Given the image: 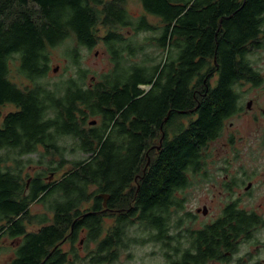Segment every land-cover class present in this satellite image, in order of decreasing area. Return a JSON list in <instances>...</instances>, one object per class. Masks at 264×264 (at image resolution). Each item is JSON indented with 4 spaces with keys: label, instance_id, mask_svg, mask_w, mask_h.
I'll return each instance as SVG.
<instances>
[{
    "label": "trees",
    "instance_id": "obj_1",
    "mask_svg": "<svg viewBox=\"0 0 264 264\" xmlns=\"http://www.w3.org/2000/svg\"><path fill=\"white\" fill-rule=\"evenodd\" d=\"M140 2L142 15L131 13L128 0H0V107H16L4 116L0 111V264L72 263L63 245L75 247L83 232L98 241L91 263L112 262L128 241H137L127 235L135 223L160 239L176 188L204 167L205 149L242 110L237 85L262 83L247 55L264 46V0ZM143 32L149 35L139 39ZM61 45L76 73L40 83ZM98 45L111 67L88 84L82 49ZM92 116L99 125L88 122ZM161 127L167 136L157 150L153 139ZM64 136L76 141L72 153L88 158H66ZM33 153L39 169L31 173L33 159L25 157ZM100 193L109 195L106 207ZM36 203L48 212L34 213ZM116 209L109 227L105 216ZM256 215L228 205L196 234V250H184L171 264L226 258L237 251L229 250L235 240L258 224ZM4 238L15 243L5 258Z\"/></svg>",
    "mask_w": 264,
    "mask_h": 264
},
{
    "label": "rangeland",
    "instance_id": "obj_2",
    "mask_svg": "<svg viewBox=\"0 0 264 264\" xmlns=\"http://www.w3.org/2000/svg\"><path fill=\"white\" fill-rule=\"evenodd\" d=\"M128 9L134 15H142L145 13L140 0H128ZM147 18L153 24H160V19L156 16L148 14ZM146 35H149V33L143 32L138 38L142 39ZM70 42L71 40L68 41V43ZM63 49V45L54 48L51 70L44 78L38 80L40 83L51 85L76 73L77 66L73 64L71 58L63 56ZM81 56V66L89 70L87 78L88 84H91L93 80L96 81L98 75L111 67L110 58L102 45H98L91 51L82 49ZM247 58L252 66L260 72L263 78L262 83L254 85L251 82H241L237 85V90L241 96L240 106L242 110L226 120L221 137L213 141L205 149L204 168L208 173L214 175L221 172H228L231 176L235 177L238 182H240L243 177L246 182L248 178L247 175L252 177V180L256 182V187L253 189L251 196L248 194L246 196H244V194L242 195L240 207L248 210L254 209L264 217V175L261 174L264 172V46L251 50ZM12 68L14 71L15 67L12 66ZM56 68L58 69L56 70ZM216 79L217 75L214 74L210 79V84L214 85ZM17 80L23 81L21 79ZM142 88L148 89L149 86L143 85ZM250 100L252 101V106L248 108V102ZM15 109L16 107L13 104H6L0 107L2 116ZM190 119L191 116H186L182 118L181 121L187 123ZM92 120H96L98 125L101 122L98 116L90 117L88 122ZM1 122L2 117L0 118V124ZM75 142V139L71 136H64L61 138L60 144L66 147V158L69 160L77 159L78 161L88 158L90 154L82 151L72 153L71 149ZM155 144H158V142ZM25 158L33 159V164L31 163V166L26 168L31 173L39 169L36 163L38 153L27 155ZM70 166L71 163H68L55 174L56 176L53 179H59ZM33 169L36 170L34 171ZM194 182L196 181L194 180ZM246 184L247 182L236 187V191L232 193H225V191H221L219 187L201 188L197 186L191 194L187 206L192 211H195L197 207H202L204 204L208 205V215L205 216L201 214L198 217V221L202 224L214 220L220 215L223 209L222 207H224L227 202L237 199V194L245 191L244 188ZM91 190H94V186L89 188V191ZM91 205L92 201L87 202L81 206V210L85 211L89 209ZM32 211L34 213L48 212L46 206L41 203L34 204ZM117 213L116 209L111 211L110 215L105 216V223L109 227L113 226ZM48 214L51 216V213ZM173 214L174 217L177 218L178 213L176 214L173 212ZM36 228L37 226L35 224L29 226V229ZM174 231L175 229H171V233H174ZM151 233L154 234L153 231L145 229L142 224L135 223L129 225L127 235L130 238L137 239V241H128V247H121V249L118 250L119 257L116 260L100 264H169L173 259L178 258L174 250H162L158 240L150 239ZM257 236L262 240L260 248L256 249L255 245L245 243L241 245L237 253L228 255L226 260H216L209 262V264H264V230L260 231ZM142 239L144 241L141 242ZM124 241L126 242L127 239L125 238ZM3 242L7 248L6 250H8L2 255V257L5 258L9 254H12L11 250H14L13 247L15 243L13 239L8 238H4ZM97 245L98 241L90 242L87 240L85 232L80 234V237L75 243V247L68 242L65 243L63 248L68 250L70 252V257L73 258L72 263L68 264H93L91 263L93 257L92 251L97 249Z\"/></svg>",
    "mask_w": 264,
    "mask_h": 264
},
{
    "label": "flooded vegetation",
    "instance_id": "obj_3",
    "mask_svg": "<svg viewBox=\"0 0 264 264\" xmlns=\"http://www.w3.org/2000/svg\"><path fill=\"white\" fill-rule=\"evenodd\" d=\"M165 136H167V134L161 127L160 137H155L153 139L152 147L155 146V149H157L156 147H158V145L155 143L156 142L162 143ZM33 170L35 171L36 169H33ZM261 174L264 175V172H262ZM247 177H248L246 180L247 184L245 185V188H244L245 191L239 192L237 194L238 195L237 199L232 200L231 202H227L226 205L222 207L223 209L221 210L220 215L216 217L214 220L200 224V221H198V217L201 214L205 216L208 215L209 213L208 205L204 204L202 207H197L195 211H192L187 206L189 198L191 194L194 192V190L197 188V186L201 188L219 187V189H221V191L224 190L225 193H229V192L232 193L233 191H236V187H239L240 185L246 183L245 178L243 177L241 181L238 182L237 179L231 176L228 172H221L219 174L214 175L212 173L211 174L208 173L204 167L200 168L198 171L191 170L187 174L188 182L186 184H183L177 187L174 193L175 194L174 195L175 205L173 206V210H171V213H170L171 215H170V221L167 225V233L164 234L163 232L162 237L158 239V242H160V246L162 250H166V249L174 250L177 253L178 258L173 259L171 262L175 260H179L184 250L185 251L186 250H196L195 243H194L196 234L199 231L204 230L207 225H211L214 221L218 220L223 214V211L226 209V207L232 204L235 205V207L238 209L245 210L248 212H253L257 214L255 216V220L256 222H258V224L254 226L253 229L249 231V233H243L240 235L239 238L235 240V245L233 246L232 249H229V250H237V251L227 252V256L230 254L232 255V254L237 253L240 250L241 245L245 243L255 245L256 249L261 247L260 244H262V240L257 235L258 233H260V231L264 230V217L261 214L257 213L256 210L254 209L248 210L246 208L240 207L242 195L244 194V196H246L248 194L251 196L253 193V189L256 187V182L252 180V177H250L249 175H247ZM53 178L54 176L51 175V179ZM194 180L196 182H194ZM95 188L96 187L94 186V190ZM94 190H91V191H94ZM103 194H106V193H100L99 195L103 197V206H104V203L108 201L109 196L105 198ZM90 201H92L93 203V200H90ZM173 212L176 214L178 213L177 218L174 217ZM171 229H175L174 233H171ZM221 250H228V249H225L224 247H222ZM70 259L72 260L73 258L70 257ZM218 260L222 261V260H226V258L218 259ZM212 261H216V260L209 259L204 264H209V262H212ZM171 262L169 264H171Z\"/></svg>",
    "mask_w": 264,
    "mask_h": 264
},
{
    "label": "water",
    "instance_id": "obj_4",
    "mask_svg": "<svg viewBox=\"0 0 264 264\" xmlns=\"http://www.w3.org/2000/svg\"><path fill=\"white\" fill-rule=\"evenodd\" d=\"M58 68H56V70H57ZM252 106V101L250 100L249 102H248V108H250ZM97 121L96 120H92L90 123H92V124H95ZM148 161H149V159H148ZM103 196L105 197V198H107L109 195L108 194H103ZM104 206L106 207L107 206V202H105L104 203Z\"/></svg>",
    "mask_w": 264,
    "mask_h": 264
}]
</instances>
